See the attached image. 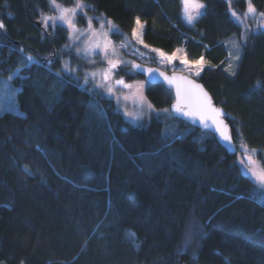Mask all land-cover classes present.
Masks as SVG:
<instances>
[{
	"label": "trees",
	"instance_id": "obj_1",
	"mask_svg": "<svg viewBox=\"0 0 264 264\" xmlns=\"http://www.w3.org/2000/svg\"><path fill=\"white\" fill-rule=\"evenodd\" d=\"M202 1L204 12L189 23L181 0H80L116 26L115 43L132 39L138 17L149 46L203 56L197 78L227 111L236 154L174 116L172 125L128 121L112 99L62 73L56 52L67 29L37 24L49 0H0V77L16 73L11 81L21 85V113H0V260L264 264V189L237 159L244 145L264 169V32L250 31L230 76L225 41L242 27L227 0ZM251 5L264 13V0ZM233 6L242 13L247 2ZM136 77L145 80H128ZM145 92L157 109L174 99L161 82L146 81Z\"/></svg>",
	"mask_w": 264,
	"mask_h": 264
},
{
	"label": "rangeland",
	"instance_id": "obj_2",
	"mask_svg": "<svg viewBox=\"0 0 264 264\" xmlns=\"http://www.w3.org/2000/svg\"><path fill=\"white\" fill-rule=\"evenodd\" d=\"M229 3V8L231 11V14L235 13L233 17L237 20V22L242 27L241 37H239L237 34L231 35L229 38L226 39L225 45L226 49L228 51V60L225 66V69H227V73L230 76H235L240 64V60L243 54V46L245 44L244 39L242 38V34L247 36V39L249 37L250 31L253 30V32L258 31L260 29L261 25H264V18L260 17V13L256 11L255 13H249L248 12V5L249 0H246L247 6L244 12L239 13L235 7L233 6L234 0H227ZM182 7H183V16L185 18V10H184V4L183 0ZM251 2V0H250ZM81 3V2H80ZM199 3H202L204 5L203 8L199 9V12L202 14L205 10V3L202 0H199ZM61 4V3H60ZM83 4V3H82ZM64 7L67 8H74V6H66L61 4ZM85 7L81 10L79 8L76 9V15L73 18V22L75 23L76 27L80 29V31L83 33V35H80V39L76 40L75 43H73L72 40L69 39V33L71 29H68L66 25L61 24L60 21H57V25H62L67 29V41L66 43L60 47V51L56 52V56H61L62 60V66L65 61H68L70 63V66L73 68H76V76L78 79H75L71 76H69L67 73L63 72V74H67L68 77L73 78L77 81H81L82 85H84V76L86 72L91 71H103L107 68V63L105 60L102 59V53L99 49L96 50L95 54L92 56H84L83 54V48L86 44H91L94 41H101L103 42L104 37L103 33H108V39L111 40L110 34L114 31H116V26L107 19L104 15H100L92 11V9L85 4H83ZM196 10L193 9L192 13L195 15ZM86 14V15H85ZM59 13L57 9L51 5V11L48 14L40 13L38 17V21L41 22L43 28L48 30H54L53 27L45 28L43 22H42V16H58ZM200 17V15L198 16ZM87 18H92V28L89 29ZM186 19V18H185ZM111 22L112 25L115 26V28L110 30V25L108 22ZM141 24L143 25L142 28V38H143V29L145 26V23L141 21ZM51 23V22H50ZM101 25L104 27L101 28ZM136 27V25H135ZM251 28V30H250ZM95 31L96 35L93 36L91 33ZM1 32V29H0ZM79 35V33H77ZM144 41V40H143ZM112 47L116 49V56L114 59L122 60L131 62H142V63H150L155 62L157 66H160L163 69H166L168 71H184L191 75H195V65L192 64L193 60H190L187 55L186 58L190 62L189 65H184L180 62V60H174L172 62L163 61L160 57L158 52L152 51L153 48L151 46L144 47L143 44H140L133 36L132 33V39L127 40L125 43H115L111 40ZM233 42H236L239 44V59L236 60L234 57L237 55V49L233 46ZM145 43V42H144ZM126 45V47H121V45ZM146 44V43H145ZM65 45H69V48H66ZM148 45V44H147ZM79 47L81 48V53L77 55L75 49ZM183 49L185 52L184 47H178ZM177 49V48H176ZM175 49V50H176ZM160 50V49H159ZM175 50L173 52H175ZM172 52V53H173ZM166 53V52H164ZM172 53H166L168 55H171ZM231 53V55H230ZM154 57V59H152ZM89 60H94L95 63H89ZM231 65V67H229ZM188 68H191V71H188ZM235 72V75H232V73ZM123 73L121 76L120 74ZM136 72L132 69L131 63H121L119 64V67L115 70V73L113 75V81L117 79L123 78L126 84L132 85L131 88L124 87L123 85H115L113 83V87L116 89L115 94L108 95L105 93L104 89H93V81L92 79H89L88 85L89 89L94 93H99L107 98H110L114 101L116 105V109L119 110L125 118L135 124H142L147 122L151 117H159L163 119L164 121H168L169 125L173 124V114L168 109V112H164V109H157L154 107V105L151 103V101L148 99L145 88H146V81L142 78H134L132 80H128L130 77L136 76ZM12 76H17V74H13ZM197 77V76H196ZM87 85V86H88ZM21 85H18L14 81L8 80L7 78H1L0 77V113L3 111H14L21 113V109L19 107L17 94L20 90ZM127 96L128 99L125 100L124 97ZM151 105V108L148 106ZM128 113H131L132 115L129 116ZM135 116H141L142 119L135 120ZM176 123V122H175ZM239 153L237 155L238 162L240 163L243 171L252 178V180L262 189H264V186H261V184L258 182L257 178L251 174L252 169H256L257 171L261 170L260 163L255 158V152L249 149H245L241 146H239ZM251 155L253 157V160L255 161L254 164L249 163V161L244 159L243 155ZM0 264H6L4 261L0 260Z\"/></svg>",
	"mask_w": 264,
	"mask_h": 264
},
{
	"label": "snow or ice",
	"instance_id": "obj_3",
	"mask_svg": "<svg viewBox=\"0 0 264 264\" xmlns=\"http://www.w3.org/2000/svg\"><path fill=\"white\" fill-rule=\"evenodd\" d=\"M50 4L54 6L59 15L58 16H42V22L45 26V28L53 27L55 28L57 26V21H60L61 24L66 25L68 29H71L69 33V39L75 43L76 40L80 39V35H83V33L78 29L73 22V18L76 15V9H83L85 6L80 3V0H77L76 6L74 8H67L62 6L60 3H58V0H49ZM184 4V10H185V18L189 23L194 22L201 13L199 12V9L203 8L204 5L202 3H199V0H183ZM195 9V15H193L192 10ZM248 12L249 13H255L256 9L251 5V2L249 0L248 5ZM86 15V14H85ZM235 15V13H233ZM261 18H264V13L259 14ZM51 22V23H50ZM89 29L92 28V18H87ZM110 25V30L115 28L114 25L111 24V22H108ZM4 24L2 21H0V29L4 28ZM104 26L101 25V28ZM142 28L143 25L140 22V19L136 18V27L133 29V36L134 38L140 43L143 44L144 47H149V45L145 44L142 38ZM118 31V30H117ZM79 33V35H77ZM119 34V33H118ZM91 35L95 36L96 33L93 31ZM104 40L101 41H94L93 43L86 44L83 48V54L84 56H92L95 54L96 50L99 49L102 53V59L106 61L107 68L103 71H91L86 72L84 76V85H82V89L85 91H90V89L87 87L89 79H92L93 81V89H104L105 93L108 95L115 94L116 89L113 87V83L115 85H123L124 87L131 88L132 85L126 84L123 78L117 79L113 81V75L115 73V70L119 67V64L121 63H131L133 68L138 71H146L149 75V77L152 76L153 72H159V69H152V68H143L140 64H136L134 61L127 62L122 61L118 59H114L116 56V49L112 47V42L109 40L108 33L104 32L103 34ZM242 38L246 42L247 36L242 34ZM233 46L237 49V55L234 57V59L238 60L239 57V44L236 42H233ZM66 48H69V45H65ZM121 47H126V45H121ZM23 51V50H21ZM77 55L81 53V48L77 47L75 49ZM154 52H158L160 57L163 61L172 62L174 60H180V62L184 65H189L190 62L186 58V52L181 49L177 48L175 52H173L171 55H168L164 53L162 50L159 49H152ZM231 55V53H230ZM26 60L29 63H35L36 61L33 60L32 56H27ZM89 63H95L94 60H89ZM195 65V75L199 76L200 72L203 71L204 65L206 63L205 58L201 56L198 60L191 62ZM231 67V65H229ZM63 72L67 73L69 76L78 79L76 74V68H73L70 66V63L68 61H65L62 66ZM188 71H191V68H188ZM227 71V69H225ZM160 76H163L164 79L167 81V83L170 86H173L175 88L176 92V103L173 106L174 111L176 113H180L185 117H188L189 119L196 121L199 120L201 123H203L205 126L208 125L209 121L212 123V125L215 126L216 130L219 132L220 136L223 138L224 141L230 142L231 141V135L229 134V131L227 129V125L225 124L224 120L222 119L224 113L221 109H217L213 106L211 97L203 90L202 85L197 84L194 80L188 79L185 76L175 75V72L173 76L169 77L166 73L160 72ZM57 75H60V73H57ZM232 75H235V72L232 73ZM13 77L9 76V80H11ZM97 94H99L97 92ZM125 100L128 99L127 96L124 97ZM151 108V105L148 106ZM164 112H168V109H164ZM129 116H131V113H128ZM135 120L142 119L141 116H135ZM243 148L246 149V146L242 145ZM254 151V150H253ZM247 160L249 163L254 164L255 161L253 160V157L251 155H247ZM25 170L30 172V169L27 165H25ZM251 174H253L258 182L261 184V186H264V169H261L257 171L256 169L251 170ZM131 238H135L134 233L129 234Z\"/></svg>",
	"mask_w": 264,
	"mask_h": 264
},
{
	"label": "water",
	"instance_id": "obj_4",
	"mask_svg": "<svg viewBox=\"0 0 264 264\" xmlns=\"http://www.w3.org/2000/svg\"><path fill=\"white\" fill-rule=\"evenodd\" d=\"M37 24L39 26H42L41 25V22L40 21H37ZM261 31L264 32V25H261ZM136 64H140L143 68H152V69H159V72H153L152 76L149 77L148 73L146 71H138L136 69L133 68L132 66V69L136 72V73H139L141 75L144 76L145 80L147 82H161L163 84H166L167 86H169L171 89H172V92H173V102L171 103L170 105V110L173 114V116L179 120H183L184 122L190 124L191 126L193 127H196L198 129H200L201 131L203 132H209L211 134H213L215 136V138L217 139V141L230 153V154H236L238 152V147L235 143V140L233 138V132H232V127H231V124L228 120V113L227 111L220 105H218L213 96L211 95V93L207 90V88L204 86V84L196 77L190 75L189 73L187 72H184V71H179V70H174V71H168L166 69H163L161 68L160 66H157V65H152V64H148V63H142V62H136ZM160 72H164L166 73L169 77L173 76L174 72H175V75H180V76H185L187 77L188 79H191V80H194L197 84L199 85H202L203 87V90L205 92H207V94L211 97V101H212V104L215 108L217 109H221L224 113L222 119L224 120L225 124L227 125V129L229 131V134L231 135V141L230 142H227V141H224L223 138L220 136L219 132L216 130L215 126L212 125V123L209 121L208 125L205 126L203 123H201L199 120H196V121H193L191 119H189L188 117H185L183 116L182 114L180 113H176L174 111V108L173 106L175 105L176 103V92H175V88L173 86H170L167 81L164 79L163 76H160ZM244 159L246 160L247 157L246 155L244 154L243 155Z\"/></svg>",
	"mask_w": 264,
	"mask_h": 264
}]
</instances>
